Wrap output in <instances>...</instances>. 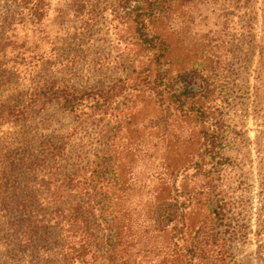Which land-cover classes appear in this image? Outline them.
Instances as JSON below:
<instances>
[{"label":"trees","instance_id":"16d2710c","mask_svg":"<svg viewBox=\"0 0 264 264\" xmlns=\"http://www.w3.org/2000/svg\"><path fill=\"white\" fill-rule=\"evenodd\" d=\"M68 1L72 16L50 28L51 0L0 4V90H13L0 99V131L18 130L0 144L13 251L46 264H235L232 244L264 219V131L252 142L224 105L243 63L238 20L254 45L264 0ZM103 20L120 77L92 86L86 65L110 70L112 52L95 44ZM53 106L74 125L37 137L31 118ZM255 145L257 214L244 168Z\"/></svg>","mask_w":264,"mask_h":264},{"label":"rangeland","instance_id":"374dc122","mask_svg":"<svg viewBox=\"0 0 264 264\" xmlns=\"http://www.w3.org/2000/svg\"><path fill=\"white\" fill-rule=\"evenodd\" d=\"M51 2L53 7L50 20L47 23L49 28L55 27L59 22L57 16L60 12H63L64 15H67L68 13V15L71 14L72 16V13L67 10H74L69 6L70 1L68 0H51ZM3 3L4 0H0V4ZM257 6L260 8L261 1ZM176 13H178L176 14L177 16L181 17L186 14V10L181 8ZM71 16L70 20H73ZM104 21L105 20L102 22ZM99 24L100 26L97 32V41L95 42L96 47H99V50L106 53L112 52V56L110 59V70H107V75H104L106 76L104 78L98 76V73L95 74L96 72L94 73L90 69V64H85V69L87 71L85 73V78L89 79L92 86H100L103 83L108 84L113 80V78L120 77L117 75L119 65L115 61V57L117 55V44L113 42L114 37L107 30L106 23L104 22L103 24ZM240 28L242 30L245 29V32L243 31L245 39L241 47L243 63L240 64L241 69L237 70L234 87L232 85V90H229V98L224 105V111L228 120L244 125L245 129L249 131L248 137L250 140L252 142H256L259 141V139L261 140L263 137V135L259 134V132L264 131V68L262 64L264 59V36L262 16H259L258 25L252 33L255 36L254 45L251 46L246 38V36H249L248 30H250V27H248V20L246 23V18H244L243 15L240 20H238L237 30ZM12 92L13 90H0V99L6 98ZM74 121V115L65 113L56 108V106H53L48 108L47 111L37 116H33V118H31L30 125L32 127L33 134H36L37 137H39L40 134L51 136L52 133L62 135L68 132L69 128L74 125ZM184 126L185 125H183V127ZM183 127L182 132L180 133L181 143L184 144L185 148L191 145L192 148H194L196 136L194 135L193 128L188 126ZM17 131V128L14 126H6L2 129L0 131V144L3 143L6 137H9V133ZM176 137L178 139L179 134ZM154 140L156 141V137ZM253 148L252 159L253 162H255L254 167L251 168V165L244 168L251 172L248 176L250 177V183L253 186V192L256 196L254 201V213L257 214L261 203L260 198H258L260 190L258 189L259 177L256 171V161L259 154L256 150L259 147L255 145ZM159 156L160 154H155L152 160H155V158ZM139 161L141 162L142 160ZM147 167L148 169H155L153 164H150ZM6 220V218L0 215V264H46L44 263V257L38 256V254H34L29 251L18 254V252L13 251V242L8 236V231L6 230ZM252 224L253 233L250 234L248 241L246 243L238 242L232 244L231 249L235 264H264V219L258 221L257 216H255Z\"/></svg>","mask_w":264,"mask_h":264}]
</instances>
